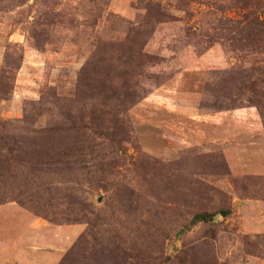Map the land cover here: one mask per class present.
I'll return each mask as SVG.
<instances>
[{"label":"rangeland","instance_id":"374dc122","mask_svg":"<svg viewBox=\"0 0 264 264\" xmlns=\"http://www.w3.org/2000/svg\"><path fill=\"white\" fill-rule=\"evenodd\" d=\"M0 264H264V0H0Z\"/></svg>","mask_w":264,"mask_h":264},{"label":"trees","instance_id":"16d2710c","mask_svg":"<svg viewBox=\"0 0 264 264\" xmlns=\"http://www.w3.org/2000/svg\"><path fill=\"white\" fill-rule=\"evenodd\" d=\"M200 215L194 216V220H199Z\"/></svg>","mask_w":264,"mask_h":264}]
</instances>
